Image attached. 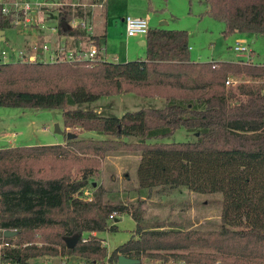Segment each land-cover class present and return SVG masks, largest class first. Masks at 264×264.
Wrapping results in <instances>:
<instances>
[{"label": "trees", "instance_id": "obj_1", "mask_svg": "<svg viewBox=\"0 0 264 264\" xmlns=\"http://www.w3.org/2000/svg\"><path fill=\"white\" fill-rule=\"evenodd\" d=\"M205 2L206 13L224 22L225 36H264V0ZM69 16L70 7L61 11L58 34L97 45V35L66 27ZM9 27L11 16L0 10V28ZM144 41L145 56L125 61L0 64V105L60 108L64 126L104 135L71 131L75 135L64 143L0 147V228L15 229L20 243L40 232V245L16 250L22 262L45 253H68L93 264L116 263L119 254L188 264H214L217 259L218 264H264V62L193 61L185 28L149 26ZM228 76L246 81L234 78L236 83L226 84ZM131 91L162 97L164 105L126 110L120 116L75 106ZM180 126L196 139L159 140ZM115 149L139 152L141 188L170 185L221 192L220 229L144 227L141 203L128 209L105 201L101 185L94 186L90 200L83 198L87 177L98 169L100 157ZM113 211H129L135 220L126 241L110 252L98 235L82 241L91 231L115 230L109 216ZM74 233L78 241L67 247L63 236Z\"/></svg>", "mask_w": 264, "mask_h": 264}, {"label": "rangeland", "instance_id": "obj_2", "mask_svg": "<svg viewBox=\"0 0 264 264\" xmlns=\"http://www.w3.org/2000/svg\"><path fill=\"white\" fill-rule=\"evenodd\" d=\"M102 1V0H100ZM107 11L109 18L118 19L122 14L139 13L149 3H155L159 10H149L151 26H163L166 28H185L188 31V45L190 57L193 60H210L236 58L234 50L235 39L241 38L238 34L225 36L222 33L224 22L204 14L205 0H108ZM96 10V9H95ZM99 12L101 8H98ZM93 7L87 8L86 19L89 23L97 22V15H93ZM58 11H42L41 17L47 24H55L58 21ZM100 17V14L99 16ZM109 19V20H110ZM110 20V22H111ZM166 21V23H165ZM112 24V22L110 23ZM125 29V28H124ZM118 22L112 25V30L107 38L99 41L103 56L107 60L121 61L122 46L125 43V30ZM136 34L132 37H137ZM53 33L49 38L51 46L66 42L71 43L66 37H57ZM142 36V35H141ZM243 36V35H242ZM245 36V35H244ZM246 38V36H245ZM244 38V40H245ZM122 39V42L118 40ZM17 36L13 28L5 30V39H0V49L17 46ZM138 41V40H137ZM251 41V40H250ZM251 47L259 49L260 53L252 60L264 59V37L258 35ZM104 51L106 53H104ZM119 54V56L117 55ZM236 82L246 81L241 76H234ZM235 82V83H236ZM162 97L141 96L135 92H120L111 95H103L91 101L80 102L76 107L99 109L103 115L120 116L126 110H134L141 107H161L164 105ZM56 124L61 128L55 130ZM74 131L82 136H101L94 130H83L81 127L64 126L62 110L60 108L46 107H22L0 105V147L22 144H54L65 139L64 131ZM196 139L193 131L185 127H178L171 135L161 141H192ZM157 140V139H153ZM138 151H123L120 149L107 150L100 157L98 169L87 177V185L84 188L92 190L94 186L101 185L104 189V200L111 203H122L128 209L141 203L144 209L142 225L144 227H163L176 229H197L203 232L220 229V215L222 208L221 192L199 193L186 186L157 185L150 189L141 188L137 178ZM79 175V174H75ZM119 219L115 221V230H102L98 236L102 239L110 252L118 244L126 241L135 229V220L129 211L114 213ZM40 232L26 242L41 244ZM202 248L195 247L193 250ZM212 252L210 249H202ZM183 251V250H182ZM186 252V251H184ZM56 255L51 253L42 254ZM74 262L86 260L85 257L72 254ZM140 264H188L182 259L169 258L168 260L156 258H141ZM88 264H92L87 260ZM220 259L214 262L218 264ZM107 264V261L104 263ZM116 264V263H112Z\"/></svg>", "mask_w": 264, "mask_h": 264}, {"label": "built area", "instance_id": "obj_3", "mask_svg": "<svg viewBox=\"0 0 264 264\" xmlns=\"http://www.w3.org/2000/svg\"><path fill=\"white\" fill-rule=\"evenodd\" d=\"M95 5L102 6V1L92 0H0L1 13L11 16L12 27L17 36H20V42L17 46L8 45L7 48L0 49V64L7 62H93L100 57L98 48L95 44H89L87 47H72L68 43L60 41L56 46H51L49 37L54 33L57 37H73V35H59L58 24L61 11L70 7V16L65 20L68 29L84 30L87 33L93 32V26L86 19L87 8ZM58 11V21L55 24H47L41 17L42 11ZM80 9L81 12H78ZM125 32L127 35L141 34L145 35L148 28V18L143 15L126 14L123 17ZM2 29V28H0ZM3 30V39H5V29ZM54 36V37H55ZM67 39V38H66ZM234 49L239 58L244 62H255L252 60L254 52L248 43L242 39H235ZM105 59V58H104ZM235 79L228 76L225 79L226 84L234 83ZM82 197L90 200L92 190L85 188ZM115 211L110 214V219L114 220ZM12 228H0V264H88L87 260H81L78 263L72 257V254L57 253L56 255L30 256L25 261L20 260V253L16 250L20 247L32 245L31 242H22L17 240V234L12 236L4 235V230ZM89 234L97 235L96 231H91L82 236L85 241ZM36 244V243H34ZM40 245V244H38ZM93 264V263H92ZM166 264H171L167 262Z\"/></svg>", "mask_w": 264, "mask_h": 264}, {"label": "crops", "instance_id": "obj_4", "mask_svg": "<svg viewBox=\"0 0 264 264\" xmlns=\"http://www.w3.org/2000/svg\"><path fill=\"white\" fill-rule=\"evenodd\" d=\"M92 1L99 2L100 0H92ZM107 1L108 0H102V2H103L102 6L95 5L93 7V10H94L93 15L94 16L97 15V17H96L97 18L96 19L97 22H94L92 24V26H93L92 34H95V35L98 36V44L97 45L95 44V45L98 48V53H99L100 57H103V58H105V57L103 56V53H102L101 50L105 49V51H106V48H105L106 46H101L99 44V41H100L101 37L106 39L107 35H110V32L112 30V25H117L118 22L121 24L123 29L125 28L124 21H123V17L125 16L124 14H122V15H120L118 17L119 21L117 19H115V18L114 19L112 18V20L109 18L108 11H107V7H108L107 6V4H108ZM98 8H101L100 12H99ZM151 9L154 10V11H157V10H159L161 8H159V6H156L155 3H152V4L148 3L143 8V10L141 12L135 13V15H143V16L147 17L149 26H151V25H150V20H149L150 16L148 14H149V10H151ZM204 9H205L204 10V14H206L207 4H205V8ZM99 14H100V17H98ZM126 14H130V13H126ZM109 19L111 20L112 24H110L111 22H110ZM165 23H166V21H165ZM157 26H159V25H157ZM89 34H91V33H89ZM238 35L241 36V38H238V37L237 38L238 39H242L244 42L248 43L249 47L252 48V50L254 52V57H256L260 53V51H259V49L257 47H256V49L254 47H251L250 44H251V42H254L255 39L257 38V36L260 35V34H240V33H238ZM244 35L246 36V38H245ZM125 36H126V38H125L126 40H125L124 46H122V51H121L122 54L120 56H119V54H117L120 57L121 61L130 60V59H136V58H143L145 56L144 35H142V36L141 35H137V37H132L133 35L125 34ZM66 38L71 41V43L68 44V45L72 46V47H79L81 45L87 47L90 43L91 44L93 43L92 40L87 41L86 39H83L82 37H78V36H76L75 38L70 37V36H68V37L66 36ZM244 38H245V40H244ZM19 40H20V36H17V40L16 41L20 42ZM118 42H122V39L121 40L119 39ZM105 51H104V53H106ZM235 54H236V58L235 59H231V60H237L239 58V55H238L236 50H235ZM210 60L218 61V60H226V59H215V60L214 59H210ZM193 61H202V60H193ZM255 62H264V59H261V60H258V61L255 60ZM147 97H150V96H147ZM99 109H97L96 111L99 112ZM100 135L101 136H99V137H104V135H102V134H100ZM64 141H65V139L62 142H60V143H64ZM7 146H12V144L7 145ZM98 232L99 231H96V234H98ZM141 261H142V259H141Z\"/></svg>", "mask_w": 264, "mask_h": 264}, {"label": "water", "instance_id": "obj_5", "mask_svg": "<svg viewBox=\"0 0 264 264\" xmlns=\"http://www.w3.org/2000/svg\"><path fill=\"white\" fill-rule=\"evenodd\" d=\"M0 39H3V30L0 29ZM55 130L60 132L61 128L56 124ZM75 135L74 132L71 131H65V137L71 138ZM116 221V219H115ZM17 234V231L15 229H6L4 230V235L6 236H12ZM78 233H74L72 235H65L63 236V240L65 241V244L67 247H74L76 242L78 241ZM141 259L138 257H131L125 254H119L117 257V262L116 264H140Z\"/></svg>", "mask_w": 264, "mask_h": 264}]
</instances>
